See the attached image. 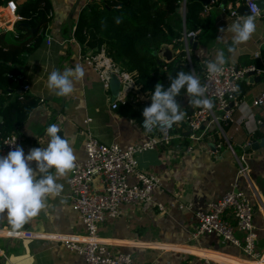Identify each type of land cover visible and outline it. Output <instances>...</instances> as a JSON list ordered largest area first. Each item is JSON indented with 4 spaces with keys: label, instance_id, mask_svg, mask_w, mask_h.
<instances>
[{
    "label": "crops",
    "instance_id": "1",
    "mask_svg": "<svg viewBox=\"0 0 264 264\" xmlns=\"http://www.w3.org/2000/svg\"><path fill=\"white\" fill-rule=\"evenodd\" d=\"M75 1L51 0L42 39L25 54L21 65L20 90L38 99V104L17 127L25 155L33 148L47 147L50 138L46 130L51 124H56L61 136L70 140L76 160L85 159L84 143L88 136L125 146L156 132H148L140 125L143 116L138 119L129 114L138 111L137 102L146 100V93L139 90L127 66L112 60L104 50L94 55L90 50L82 53L73 30L79 9L88 0L79 1L68 25L66 18ZM257 3L263 14L256 16V32L247 43L234 46V52L228 51L233 46V33L228 27L239 17L250 15L239 11L240 5H245L243 0H226L225 4L212 0L206 6L209 27L194 38L196 48L190 47L201 71L215 60L218 51H223L226 63L264 65V0ZM6 9L0 5V29L12 30L14 21L20 17ZM25 25L30 30L35 26ZM165 49L171 51V57L176 52L171 44H162L157 52L159 58L164 59ZM76 65L84 67L85 77L83 83L76 85L71 98L50 93L49 74L53 70L74 69ZM111 74H116L119 86L116 79L111 84ZM244 81L232 119L223 127L229 144L224 142L216 149L213 143L219 137L212 130V137L193 143L192 150L183 147L189 141L184 139L177 147L176 140H172L136 153L138 167L158 176L161 186L153 191L154 202L124 203L119 217L108 218L99 225V236L113 250L130 252L139 264H259L244 256L239 246L212 233L193 236L194 211L205 209L209 201L236 183L254 206L256 247L264 254V140L256 149L246 147L250 141L264 138V106L253 104L264 89V80ZM176 100L180 109H185L186 95ZM114 101L117 106L113 108ZM243 105L247 109L241 111ZM177 130L185 132L182 122ZM239 160L246 165V173H239ZM31 166L35 169V162ZM41 175L35 172L37 179ZM68 177L69 173L56 179L63 185L61 194L49 196L40 214L22 228L14 229L5 216H0V264H83L82 256L61 239L84 234V225L71 207ZM156 202L163 204L162 210ZM9 231L32 235L17 236ZM235 233L242 237L240 231Z\"/></svg>",
    "mask_w": 264,
    "mask_h": 264
},
{
    "label": "built area",
    "instance_id": "2",
    "mask_svg": "<svg viewBox=\"0 0 264 264\" xmlns=\"http://www.w3.org/2000/svg\"><path fill=\"white\" fill-rule=\"evenodd\" d=\"M243 3L250 15L251 9H255L256 16L263 14L257 0H243ZM5 6L12 13H16L15 0H7ZM235 12L231 11L232 14ZM201 31L198 27L182 33L186 62L195 76L188 39H194ZM250 70L264 80V65L228 62L218 75H210L205 66L200 82L206 87L205 96L213 102L214 107L207 110L191 105V110L187 111V105L184 104L185 109L180 111L185 113L181 121L185 132L177 130L179 123L173 124L167 134L154 127V134L125 146L117 142H101L94 136H88L84 143L85 159L76 160V168L69 172L68 177L71 207L84 225V234L77 238H61L69 248L82 256L83 264H139L130 252L113 250L98 234L99 225L104 220L121 215L122 204L154 202L153 191L160 188V178L138 167L136 153L153 148L156 144H168L172 140H176L177 147L184 139L189 141L183 144V147L192 150L193 143L209 140L212 130L219 137L213 143L216 149L224 142L229 144L223 127L232 119L233 109L240 100L239 83L245 80ZM23 87L27 88V85ZM253 104L264 106V89L253 99ZM116 106L117 101L112 102V107ZM143 122L144 117L140 119V125L144 128ZM257 122L261 120L258 119ZM13 138L16 140L15 145H12ZM16 146L23 148L22 136L18 132L5 135L0 141V156H7ZM246 170V165L239 160V173H246ZM156 205L159 210L164 207L160 202H156ZM193 215L196 221L193 236L212 233L222 241L239 246L244 256L250 260H261L263 253L256 247L258 234L253 221L254 206L244 192L237 188L236 183L220 197L209 201L205 209L194 211ZM236 231H240L242 237L238 236ZM9 233L17 236L32 235L22 231ZM261 264H264V261Z\"/></svg>",
    "mask_w": 264,
    "mask_h": 264
},
{
    "label": "trees",
    "instance_id": "3",
    "mask_svg": "<svg viewBox=\"0 0 264 264\" xmlns=\"http://www.w3.org/2000/svg\"><path fill=\"white\" fill-rule=\"evenodd\" d=\"M6 2L0 0V5L5 6ZM15 2L20 19L14 21L12 30L0 29V141L5 135L17 132V127L38 104L35 96L20 90L22 80L15 77L21 74L25 54L40 42L46 26L43 21L31 33L25 23L33 26L42 15L48 18L52 8L51 0ZM206 9L199 0H88L79 9L73 35L82 53L90 50L94 55L104 50L112 60L127 66L139 90L146 93V100L137 102L138 111L129 113L140 119L143 109L150 106L158 83L167 90L171 85L170 77L180 71L192 74L185 58L182 33L198 27L207 30L210 18ZM117 19L120 23H116ZM162 44H171L176 49L169 60L154 53L159 52ZM190 57L193 70L201 80L202 71L191 54ZM244 85L243 80L241 90ZM184 95L186 110L190 111V97L186 91L182 90L177 97Z\"/></svg>",
    "mask_w": 264,
    "mask_h": 264
},
{
    "label": "clouds",
    "instance_id": "4",
    "mask_svg": "<svg viewBox=\"0 0 264 264\" xmlns=\"http://www.w3.org/2000/svg\"><path fill=\"white\" fill-rule=\"evenodd\" d=\"M251 13L239 17L228 27V31L233 33V46L228 48L229 52L235 51L234 46L247 43L256 32L255 9H251ZM116 23H120L119 19ZM225 64L223 51H218L215 60L207 64V71L210 75H218ZM84 77L85 69L81 65L63 72L53 70L48 76L47 88L57 96L71 98L76 85L83 83ZM170 79L171 85L167 90L160 83L155 86L150 106L143 109V126L148 132L158 127L167 134L173 124L183 121L185 113L180 111L176 100L182 90L190 97L193 107L207 110L214 107L213 102L205 96L206 87L195 75L180 71ZM246 109L247 105H243L241 111ZM249 131L254 129L249 128ZM46 132L50 138L47 147L33 148L25 155L23 148L16 146L7 156H0V216H5L14 229L22 228L31 218L39 215L49 196H59L63 185L57 183L56 179L76 168L77 158L70 140L58 135L61 129L51 124ZM15 144L13 138L12 145ZM32 162H35V169L31 166ZM37 171L42 174L39 179L35 176Z\"/></svg>",
    "mask_w": 264,
    "mask_h": 264
},
{
    "label": "water",
    "instance_id": "5",
    "mask_svg": "<svg viewBox=\"0 0 264 264\" xmlns=\"http://www.w3.org/2000/svg\"><path fill=\"white\" fill-rule=\"evenodd\" d=\"M79 1H80V0H76V1L73 3V5H72V7H71V9H70V11H69V13H68V15H67V18H66V19H67V22H68L67 24H68V25L70 24V18H71V16H72V14L74 13V11H75V10L77 9V7H78V3H79ZM199 1H200L204 6H207L208 4H210V3L212 2V0H199ZM222 2L225 4L226 0H222ZM239 11H240V12L243 11V12L249 13V12H248V9H247V7H246L245 5H240V7H239ZM45 20H46V18L42 15L41 19H39V20L36 22L35 26H34V27H31V32L34 33V32L39 28L40 24H41L43 21H45ZM188 41H189V43L191 44L192 49H195V48H196V45H197V42L194 41L193 38H189ZM154 53H157V52L154 51ZM162 56L164 57L165 60H169V59L171 58V51H170L169 49H165L164 52L162 53ZM114 79H116L115 84H116L117 86H119V81H118V78H117L116 74H111V84H113ZM245 80L248 81V82H250V83H252V82H254V81H259V80H260V77H259V75H254V72H253L252 70H250V71L247 72V76H246ZM0 120H1V117H0ZM61 133H62V132L58 133V135H61ZM263 140H264V138H261V139H259V140L254 139V140L250 141L246 147H247V148H251V149H256V148L259 147V145L262 144Z\"/></svg>",
    "mask_w": 264,
    "mask_h": 264
},
{
    "label": "bare ground",
    "instance_id": "6",
    "mask_svg": "<svg viewBox=\"0 0 264 264\" xmlns=\"http://www.w3.org/2000/svg\"><path fill=\"white\" fill-rule=\"evenodd\" d=\"M201 253V252H200ZM211 256V255H210ZM253 262H255V263H259V264H261V262L262 261H264V254L262 255V258H261V260H252Z\"/></svg>",
    "mask_w": 264,
    "mask_h": 264
},
{
    "label": "rangeland",
    "instance_id": "7",
    "mask_svg": "<svg viewBox=\"0 0 264 264\" xmlns=\"http://www.w3.org/2000/svg\"><path fill=\"white\" fill-rule=\"evenodd\" d=\"M6 10H7V9H6ZM11 16H12V15H11ZM242 81H243V80H242ZM242 81H241V82H242ZM241 82H240V83H241ZM240 83H239V85H240ZM239 95H241V88H240V94H239Z\"/></svg>",
    "mask_w": 264,
    "mask_h": 264
}]
</instances>
